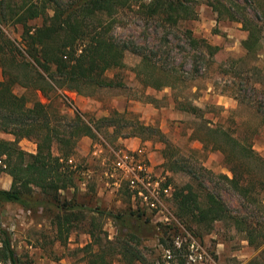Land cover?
Returning <instances> with one entry per match:
<instances>
[{"label": "rangeland", "instance_id": "374dc122", "mask_svg": "<svg viewBox=\"0 0 264 264\" xmlns=\"http://www.w3.org/2000/svg\"><path fill=\"white\" fill-rule=\"evenodd\" d=\"M230 1L245 4L249 14L254 13L249 0ZM147 2L131 0L114 16L110 33L126 50L122 66L107 71L106 76L121 86L98 89L91 96L61 92L64 113L76 109L84 121L95 122L117 113L113 126L101 128L95 139L84 137L88 144L81 143L82 138L76 144L72 169L79 173L83 186L77 184L75 199L84 209L114 214L136 210L125 185L115 186L113 179L104 176L114 154L124 150L123 141L136 139L149 156L155 175L162 179L163 186L170 187L169 197L159 196L164 217L143 209V219L149 226L177 228L176 236H172V252L162 249L148 225L140 226L139 247L149 264H178L180 260L184 264H264L261 248L248 246L226 222H216L209 231L191 226L193 232H189L177 218L172 200L173 190L188 184L193 190L215 193L232 213L242 212L245 205L247 214L257 213V218L264 220V212H256L254 206L248 209L221 177L229 173L220 154L202 148L192 137L195 129L203 133L204 125L220 126L246 139L252 149L264 155V123L260 118L264 117V26L260 48L253 56H245L242 42L246 34L240 24L217 20L204 0H180L185 12L174 15L175 23L165 16L146 13L140 5ZM5 31L10 39L19 40V26ZM156 69L161 72L156 74ZM22 91L14 88L16 94ZM35 96L40 103L46 102L38 92ZM258 103L260 110L256 109ZM184 105L199 108L201 118L183 111ZM135 125L152 130L140 137L123 138L136 130L131 127ZM0 139L11 137L0 133ZM18 147L25 153H34L31 140L21 139ZM52 152L56 153L55 146ZM181 166L185 171L178 170ZM7 179L10 178L0 172V189L7 188ZM87 185L93 187L91 198ZM59 194L68 198L71 192ZM84 209L63 241L55 239L51 223L54 211L50 209L24 211L15 204H3L0 226L10 233L15 254L29 264H90L91 258L81 251L89 242L85 231L94 226L96 230L100 228L103 238L113 240L117 230L111 220ZM106 264L125 263L111 256Z\"/></svg>", "mask_w": 264, "mask_h": 264}, {"label": "trees", "instance_id": "16d2710c", "mask_svg": "<svg viewBox=\"0 0 264 264\" xmlns=\"http://www.w3.org/2000/svg\"><path fill=\"white\" fill-rule=\"evenodd\" d=\"M130 1L0 0V133L11 137V140L0 139V172L10 178L8 189H0V206L15 204L24 211H54L51 223L58 241L67 239L84 209L75 199L76 184L82 179L67 160L74 154L81 137L95 139L101 128L113 126L117 115L113 112L92 122L84 121L76 109L70 114L64 113L61 92L91 96L95 90L121 86L106 76L107 71L122 66L126 50L110 31L114 16ZM204 2L217 20L239 23L246 34L242 42L245 56L256 54L264 26V0H249V6L254 9L251 14L245 4L237 1ZM140 8L148 14L165 16L172 23L176 22L174 15L185 12L180 0H148ZM14 26L20 27L18 41L10 39L5 31ZM156 71V74L161 72ZM15 87L22 89V93H14ZM36 92L45 103L36 99ZM260 108L258 103L256 109ZM181 109L201 118V111L195 106L184 105ZM260 118L264 123V117ZM131 127L136 130L127 132L123 138L140 137L152 130L142 125ZM192 137L202 148L220 154L229 173L221 177L242 203L248 209L254 206L256 212H264L261 195L264 193V155L252 149L246 139L235 137L220 126L204 125V132L195 129ZM21 139L33 142L34 153H25L18 147ZM179 168L185 171L184 166ZM87 187L91 198L93 187ZM68 188L73 189L70 199L61 198L59 193ZM172 200L177 218L189 232H193L191 226L209 231L216 222H226L243 236L248 246L255 250L261 248L259 253H264V220L258 219L257 213L247 214L245 205L242 212L232 213L215 193L205 189L196 191L188 184L174 189ZM84 210L111 220L117 230L113 240L103 238L100 228L96 230L94 226L85 231L89 242L81 251L91 258L90 264H106L111 256H118L125 264H149L139 247L142 240L139 228L148 225L143 211L127 209L114 214ZM148 228L158 236L163 250L175 251L172 236H176V227L150 225ZM23 260L13 250L10 233L0 226V264H29Z\"/></svg>", "mask_w": 264, "mask_h": 264}, {"label": "built area", "instance_id": "2783aa9c", "mask_svg": "<svg viewBox=\"0 0 264 264\" xmlns=\"http://www.w3.org/2000/svg\"><path fill=\"white\" fill-rule=\"evenodd\" d=\"M104 176L113 179L115 186L125 185L135 208L154 211L156 216L164 217L159 196L169 197L170 187L163 186L162 179L153 174L138 152L121 150L115 153Z\"/></svg>", "mask_w": 264, "mask_h": 264}, {"label": "crops", "instance_id": "0c3cea01", "mask_svg": "<svg viewBox=\"0 0 264 264\" xmlns=\"http://www.w3.org/2000/svg\"><path fill=\"white\" fill-rule=\"evenodd\" d=\"M81 138H82V139H81V143H83V144H88V143H89V140L84 139V137H81ZM86 138H87V137H86ZM88 139H89V138H88ZM76 144H77V143H76ZM123 144H124V145H123V146H124V150H123V151L138 152L139 155H140V158L143 159V160H145V161L147 162V164H148L150 170L153 172V169H152V167H151V165H150L149 156L146 154V151H145V149H144L143 147L138 146V144H139V141H138V140H136V139H133V140H124V141H123ZM75 147H76V146H75ZM74 150H75V149H74ZM67 164H68V165H71V166L73 167V160H72L71 157L67 160ZM153 174H155V173L153 172ZM8 178H9V177H8ZM77 184H81V185L83 186L82 181H80V182L77 183ZM77 184H76V187H78ZM9 185H10V179H7V188H3V189H8ZM78 188H79V187H78ZM80 188H81V187H80ZM82 190H83V189H82ZM65 191H66V190H65ZM67 191H70L71 194L69 195L68 198L66 197V199H70V197H71V195H72V192H73V189H72V188H68Z\"/></svg>", "mask_w": 264, "mask_h": 264}]
</instances>
